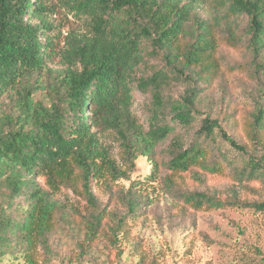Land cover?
Here are the masks:
<instances>
[{"label":"trees","instance_id":"16d2710c","mask_svg":"<svg viewBox=\"0 0 264 264\" xmlns=\"http://www.w3.org/2000/svg\"><path fill=\"white\" fill-rule=\"evenodd\" d=\"M140 158L148 175L125 188ZM210 177L238 189L200 191ZM253 182L264 184V0H0V259L34 264L41 248L46 264L58 232L80 252L118 250L151 204L136 184L183 211L264 213V198L240 195ZM253 251L243 264H264Z\"/></svg>","mask_w":264,"mask_h":264},{"label":"rangeland","instance_id":"374dc122","mask_svg":"<svg viewBox=\"0 0 264 264\" xmlns=\"http://www.w3.org/2000/svg\"><path fill=\"white\" fill-rule=\"evenodd\" d=\"M61 19V13L54 16L55 23L61 26L64 33L65 26L72 24L65 25ZM56 62L55 59L54 64ZM134 100L133 113L145 125L148 99L136 92ZM197 129L196 125L189 132L187 142ZM104 136L112 153L116 155L118 149L113 136L109 133ZM149 170V162L140 158L130 180L121 184L126 188L131 182H144ZM136 187L142 188L143 193L148 194L152 199L151 204L143 208L140 217L128 222L129 229L118 250L101 244L89 251L80 252L77 237L58 232L54 236L53 255L48 257L46 264H243L260 257L254 253V247L264 257V213L236 206L206 213L183 211L172 196L164 194L160 185L153 187L145 183L136 184ZM237 187L238 183L234 178L223 177H210L204 184L198 185L200 191L217 197L225 196L230 188L233 190ZM239 191L241 197L249 201L264 198V184L259 182L251 183L249 190ZM94 192L100 200L107 201L108 197L103 189L95 187ZM67 195L71 197L66 192H62L61 197ZM34 262L44 264L41 248L36 250ZM0 264L28 263L20 258L0 259Z\"/></svg>","mask_w":264,"mask_h":264}]
</instances>
